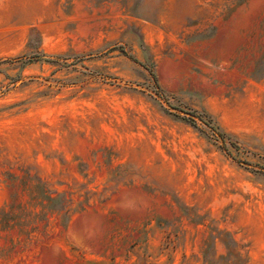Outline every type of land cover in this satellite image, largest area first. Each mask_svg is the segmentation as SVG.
<instances>
[{"label":"rangeland","instance_id":"374dc122","mask_svg":"<svg viewBox=\"0 0 264 264\" xmlns=\"http://www.w3.org/2000/svg\"><path fill=\"white\" fill-rule=\"evenodd\" d=\"M0 220V264H264V0H0Z\"/></svg>","mask_w":264,"mask_h":264},{"label":"trees","instance_id":"16d2710c","mask_svg":"<svg viewBox=\"0 0 264 264\" xmlns=\"http://www.w3.org/2000/svg\"><path fill=\"white\" fill-rule=\"evenodd\" d=\"M122 51H123V49H121ZM123 52H125V51H123ZM40 57H39V55H37V54H34V55H31V56H29V58L28 59H26L27 61H32V60H34V59H39ZM26 60H23L22 61V63H24V62H27ZM48 60H50V61H52L53 62V60L52 59H48ZM188 118H190V119H192L191 117H188ZM192 121H193V119H192ZM59 210H62V209H59ZM70 219V214L68 215V218H67V220H69ZM1 221V220H0ZM8 224L6 221L5 222H0V224ZM28 223H30V221H28V222H24V223H21V224H18V225H20L21 226V229H23V227H25ZM12 226H14V224H12ZM34 228H36V225L35 226H33V229ZM29 232V231H28Z\"/></svg>","mask_w":264,"mask_h":264}]
</instances>
